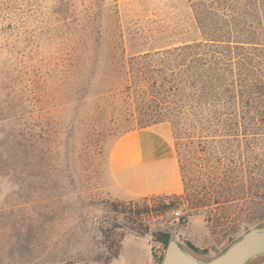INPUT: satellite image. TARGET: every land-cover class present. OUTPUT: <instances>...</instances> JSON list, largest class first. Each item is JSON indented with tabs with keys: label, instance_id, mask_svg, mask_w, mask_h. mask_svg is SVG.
Returning a JSON list of instances; mask_svg holds the SVG:
<instances>
[{
	"label": "rangeland",
	"instance_id": "1",
	"mask_svg": "<svg viewBox=\"0 0 264 264\" xmlns=\"http://www.w3.org/2000/svg\"><path fill=\"white\" fill-rule=\"evenodd\" d=\"M195 35L186 0H0V99H31L25 164L10 141L0 147V264H161L154 236L164 231L206 259L257 226L264 133L208 126L195 101L171 93L179 76L128 59ZM86 47L100 51L97 63L70 57ZM124 64L144 68L137 77ZM157 124L175 144L183 190L119 197L112 143Z\"/></svg>",
	"mask_w": 264,
	"mask_h": 264
},
{
	"label": "trees",
	"instance_id": "2",
	"mask_svg": "<svg viewBox=\"0 0 264 264\" xmlns=\"http://www.w3.org/2000/svg\"><path fill=\"white\" fill-rule=\"evenodd\" d=\"M186 2L195 25L193 38L168 43L153 51L139 49L128 59L137 64L156 60L164 70L179 76L180 82L171 86V93L195 101L208 126L213 125L227 134L240 131L244 134L264 133V0ZM111 40L114 47L124 48L121 34ZM70 57L97 63L100 51L86 47L73 51ZM111 60L115 65L119 58L112 56ZM90 68L95 70V64ZM143 68L132 65L127 68L124 64L123 71L138 77ZM88 69L83 67L85 72ZM76 70L77 67L71 65L67 73L73 76ZM126 80L128 87L135 85L141 91L145 90L144 80ZM2 91L0 87V93ZM14 100L0 99V147L10 141L19 163L24 165L31 137V99L22 95ZM261 224H264L263 216L256 222V225ZM122 236L116 239L118 246ZM154 237L164 249L171 238L166 231L158 232ZM162 256L163 253L160 262ZM253 264H264V259Z\"/></svg>",
	"mask_w": 264,
	"mask_h": 264
},
{
	"label": "crops",
	"instance_id": "3",
	"mask_svg": "<svg viewBox=\"0 0 264 264\" xmlns=\"http://www.w3.org/2000/svg\"><path fill=\"white\" fill-rule=\"evenodd\" d=\"M107 165L121 198L183 190L175 144L159 124L121 133L109 149Z\"/></svg>",
	"mask_w": 264,
	"mask_h": 264
},
{
	"label": "water",
	"instance_id": "4",
	"mask_svg": "<svg viewBox=\"0 0 264 264\" xmlns=\"http://www.w3.org/2000/svg\"><path fill=\"white\" fill-rule=\"evenodd\" d=\"M264 255V224L254 226L223 251L213 257L202 259L170 238L163 252L161 264H249Z\"/></svg>",
	"mask_w": 264,
	"mask_h": 264
},
{
	"label": "built area",
	"instance_id": "5",
	"mask_svg": "<svg viewBox=\"0 0 264 264\" xmlns=\"http://www.w3.org/2000/svg\"><path fill=\"white\" fill-rule=\"evenodd\" d=\"M174 215L176 216V218L181 216V212L179 210H176Z\"/></svg>",
	"mask_w": 264,
	"mask_h": 264
}]
</instances>
